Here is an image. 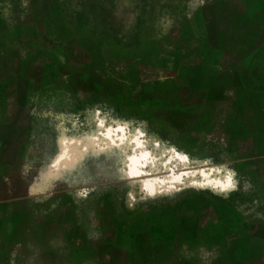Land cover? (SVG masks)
Returning <instances> with one entry per match:
<instances>
[{"label":"rangeland","instance_id":"rangeland-1","mask_svg":"<svg viewBox=\"0 0 264 264\" xmlns=\"http://www.w3.org/2000/svg\"><path fill=\"white\" fill-rule=\"evenodd\" d=\"M190 83L196 153L223 155L200 147L211 107L245 102L264 118V0H0V159L11 162L4 150L16 136L39 176L56 158L63 179L97 178L102 189L113 178L116 206L152 213L132 216L147 264H264V170L230 200L234 210H207L177 246L174 216L154 215L185 194L171 191L170 158L191 146L180 130L190 120L174 110ZM145 176L148 190L163 191L140 193Z\"/></svg>","mask_w":264,"mask_h":264},{"label":"crops","instance_id":"crops-1","mask_svg":"<svg viewBox=\"0 0 264 264\" xmlns=\"http://www.w3.org/2000/svg\"><path fill=\"white\" fill-rule=\"evenodd\" d=\"M188 86L184 84L182 92L174 93V110L181 111L182 117L186 115L184 120H190V127L180 130L191 146L186 151L174 146V156L170 158L174 186L171 191L185 194L174 203L154 209L155 216H174L176 246L186 228L196 231L202 226L207 210L213 209L218 215L234 210L230 200L242 194L247 185L258 184L253 183L252 176L264 170V118L252 112L245 102H236L237 112H227L221 104L211 107L208 114H212L213 128L199 130V143L202 148L218 147L223 155L196 153L195 89L191 83ZM204 103L212 104L210 99ZM259 108L260 113L264 112V104ZM99 132L92 131L90 137L98 138ZM109 133L114 135L113 130H107L105 136ZM32 145L38 152L42 148L38 141ZM21 147L15 136L4 150L10 153L11 162L0 159V264H131L132 252L139 254V264H147L146 246L135 239L141 226L132 216L147 217L152 213L116 206L113 178L103 182L104 188L100 189L97 178L78 181L53 174L56 167L60 168L56 158L49 164L50 175L39 176L38 161L23 159ZM92 148L97 155L98 147ZM244 165H249V169ZM147 179H137L140 193L147 197V193L163 191L159 184L148 190L144 183ZM230 179L236 186L226 190L223 186ZM256 180L262 183L264 177ZM135 190L128 192L129 202L132 195L136 196ZM115 251L121 256L115 257Z\"/></svg>","mask_w":264,"mask_h":264},{"label":"snow or ice","instance_id":"snow-or-ice-1","mask_svg":"<svg viewBox=\"0 0 264 264\" xmlns=\"http://www.w3.org/2000/svg\"><path fill=\"white\" fill-rule=\"evenodd\" d=\"M117 131L122 132L123 129H118ZM141 135H143V133H141ZM110 139H111V137H110ZM182 159H187V157H182ZM235 186H236L235 182L230 179L229 182L227 184H225L223 187H224V189L228 190V189L234 188Z\"/></svg>","mask_w":264,"mask_h":264}]
</instances>
